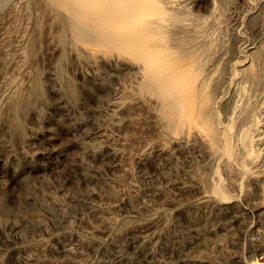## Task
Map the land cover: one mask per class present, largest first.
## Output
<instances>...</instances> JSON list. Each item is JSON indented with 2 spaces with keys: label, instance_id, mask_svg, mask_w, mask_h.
Masks as SVG:
<instances>
[{
  "label": "rangeland",
  "instance_id": "1",
  "mask_svg": "<svg viewBox=\"0 0 264 264\" xmlns=\"http://www.w3.org/2000/svg\"><path fill=\"white\" fill-rule=\"evenodd\" d=\"M154 2L138 48L168 59L172 38L213 39L222 122L235 61L264 56V0ZM68 18L0 0V264H264V178L249 176L264 135L228 158L175 134L139 58L77 40Z\"/></svg>",
  "mask_w": 264,
  "mask_h": 264
},
{
  "label": "bare ground",
  "instance_id": "2",
  "mask_svg": "<svg viewBox=\"0 0 264 264\" xmlns=\"http://www.w3.org/2000/svg\"><path fill=\"white\" fill-rule=\"evenodd\" d=\"M55 1L67 12L70 29L77 40L115 46L139 58L142 87L159 100L161 113L175 134L191 136L210 154L228 158H233L235 147L244 146L253 133L259 139L264 135V109L260 110L264 106V56L251 52L237 70L235 61L234 74H230L229 80L230 84H237L233 95L223 103L220 122L214 102L228 78L207 71L215 49L213 39L203 40L197 34L172 38L173 56L156 59L155 49L138 48L145 36L143 29L135 28L143 16L164 12L155 0ZM176 18L173 14L167 17ZM256 121L261 122L262 129L254 128ZM244 166L231 169L229 175L240 177L246 171ZM249 176L261 180L264 171H249Z\"/></svg>",
  "mask_w": 264,
  "mask_h": 264
}]
</instances>
